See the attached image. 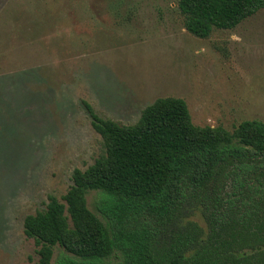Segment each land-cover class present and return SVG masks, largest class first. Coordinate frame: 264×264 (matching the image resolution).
<instances>
[{"label": "rangeland", "instance_id": "374dc122", "mask_svg": "<svg viewBox=\"0 0 264 264\" xmlns=\"http://www.w3.org/2000/svg\"><path fill=\"white\" fill-rule=\"evenodd\" d=\"M178 1L0 0V264H38L25 218L99 157L85 102L124 125L167 97L200 127L264 122V9L200 39Z\"/></svg>", "mask_w": 264, "mask_h": 264}, {"label": "trees", "instance_id": "16d2710c", "mask_svg": "<svg viewBox=\"0 0 264 264\" xmlns=\"http://www.w3.org/2000/svg\"><path fill=\"white\" fill-rule=\"evenodd\" d=\"M178 8L187 31L208 39L237 29L264 0H179ZM84 105L102 151L73 171L64 196L49 195L25 218L38 264H52L57 250L56 264H264L263 121L200 127L185 100L167 97L124 125Z\"/></svg>", "mask_w": 264, "mask_h": 264}]
</instances>
